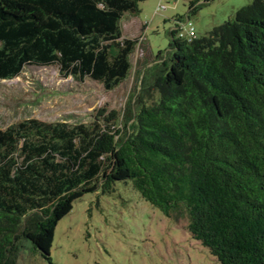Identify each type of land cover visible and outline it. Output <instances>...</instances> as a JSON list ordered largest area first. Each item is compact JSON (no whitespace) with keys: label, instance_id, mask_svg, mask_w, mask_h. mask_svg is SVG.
<instances>
[{"label":"trees","instance_id":"1","mask_svg":"<svg viewBox=\"0 0 264 264\" xmlns=\"http://www.w3.org/2000/svg\"><path fill=\"white\" fill-rule=\"evenodd\" d=\"M145 1L0 0V81L54 67L114 90L141 44L120 21ZM175 22L120 111L0 129V264H18L25 242L51 264L73 204L129 182L219 264H264V0L200 37Z\"/></svg>","mask_w":264,"mask_h":264},{"label":"rangeland","instance_id":"2","mask_svg":"<svg viewBox=\"0 0 264 264\" xmlns=\"http://www.w3.org/2000/svg\"><path fill=\"white\" fill-rule=\"evenodd\" d=\"M189 14V0H146L120 21L123 36L140 38L127 79L112 91L95 82L62 78L54 67H26L18 78L0 81V129L34 118L44 122L89 123L98 109L120 111L136 89L143 62L169 54L176 18H186L197 37L233 19L252 0H210ZM141 199L131 183L113 192L85 194L57 225L51 264H219L183 226ZM18 264H49L25 242Z\"/></svg>","mask_w":264,"mask_h":264},{"label":"built area","instance_id":"3","mask_svg":"<svg viewBox=\"0 0 264 264\" xmlns=\"http://www.w3.org/2000/svg\"><path fill=\"white\" fill-rule=\"evenodd\" d=\"M193 34H194V33H193V29H192L191 27H189L186 37H187V36H188V37H192V36L194 37Z\"/></svg>","mask_w":264,"mask_h":264}]
</instances>
